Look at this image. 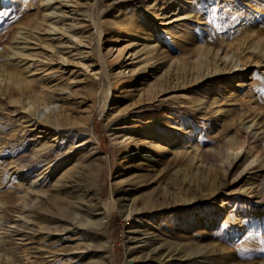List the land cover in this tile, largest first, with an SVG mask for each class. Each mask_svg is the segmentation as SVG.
<instances>
[{
	"label": "rangeland",
	"instance_id": "obj_1",
	"mask_svg": "<svg viewBox=\"0 0 264 264\" xmlns=\"http://www.w3.org/2000/svg\"><path fill=\"white\" fill-rule=\"evenodd\" d=\"M0 11V264H264V0ZM126 19L165 31L151 61L134 52L159 38L130 45L141 27L113 42ZM148 126L175 132L179 149L153 154ZM67 165L87 176L62 177L57 193ZM54 194L74 201L66 219L44 209Z\"/></svg>",
	"mask_w": 264,
	"mask_h": 264
},
{
	"label": "bare ground",
	"instance_id": "obj_2",
	"mask_svg": "<svg viewBox=\"0 0 264 264\" xmlns=\"http://www.w3.org/2000/svg\"><path fill=\"white\" fill-rule=\"evenodd\" d=\"M153 10H154L153 12L157 11V12L154 13V15L158 19L163 18V17L165 19L167 17V16H164L165 11H161L160 12V11H158V9H153ZM172 15H173V13H172ZM117 26L118 25H116V27ZM120 26L121 27H117V31H120V33H118V35H116L117 37L114 38L113 42H116L120 38V36H123L125 33L127 34V32H130L132 34V33H134L136 31L135 30L136 28H140L141 27L137 23V21H134V20H131V19L130 20L126 19V20L121 21V25ZM141 33L143 34L144 37L141 36ZM165 35H166L165 31L161 27H157V26H154V25H150V26L144 25V26H142L141 27V32L138 35L135 36L136 41H133L132 44H130L131 46L136 44V42H137V45L142 44L143 42L139 43L138 42L139 40H144V39H147V40L150 39L151 40L153 38L155 39V37L159 38V40H158L157 45L152 46L151 48H145L146 45H144L141 48L137 49L134 52L136 54L135 57H141L142 55H144L142 59H148L149 61H151V59L156 55L157 49H159L161 46H164V45L166 46V44L163 42L164 39H166ZM132 38H133V36H132ZM161 38H162V40H161ZM82 45H85V44H82ZM112 49L113 48L111 47L110 48V52L112 51ZM115 50H116L115 56L118 57L120 62H121L122 58H123L122 54H123L124 50H121L119 48H115ZM141 60H139V61H141ZM146 66L143 65V64L139 65V67H140L139 71H141ZM129 75H124V76L128 78ZM13 78H12L11 82H13L17 86L21 85V82L19 80L13 79ZM228 91H231V88H229ZM114 96L117 97V94H115ZM27 97L29 99L28 109L33 114H41V113H43L45 111V109H47L46 108V101H45V99H44V97L42 95H36L35 97H32L29 94ZM16 99H17L16 101H18V98H16ZM41 121L42 120H38V124H42L44 126H47V128H55L56 127L55 123H53V122L48 123V121H49L48 119L47 120H43L44 122H41ZM43 132H45V131H43ZM53 139H55V137L52 138V140ZM137 142H138V140H137ZM182 142H183L182 138L180 136H178L173 131H162V130L155 129L153 126H148V127L145 128L144 139L142 140L141 144L144 147L150 148V150H152L153 154H155V155H163L164 153L171 152L173 150L175 151L176 149H179V147L181 146ZM48 145H51V144H48ZM44 147H46V146H44ZM38 149H40V148H38ZM199 155L202 156L201 153H199ZM232 162L233 161H230V163H232ZM251 164H252V161L248 162V164H246V166L244 167V170L246 171L248 166H250L249 168H253L254 166H252ZM70 166L67 165L65 170H64V172L62 174H60V175L57 174V177H56V180H55V184H54V187H53V189L57 193H59L60 189L64 186V183L61 181L62 177H70L75 182V181H79V179L87 176V173L84 172V171L80 172L79 174H74L72 172V170H71L72 168ZM263 172L264 171H262V175L264 174ZM262 175L260 176V178L263 179V182H264V177H262ZM64 189L69 190L70 188L65 186ZM73 202L74 201H69L68 199L59 196V194H54V195H52L49 198L48 201H46V205L44 206L45 207L44 209L46 210V212L47 211L48 212H50V211L57 212L60 216H62V218L66 219L69 216V214L72 213L73 209L75 210V208H76V206L74 205ZM69 203H71V204L68 205ZM63 205H65V206H63ZM45 214H46V216L49 217V215H47V213H45ZM21 244L19 243V245H21ZM4 261L3 262L6 263V264H21L23 259H21L19 261L18 259L14 258V257H8L7 256V257L4 258Z\"/></svg>",
	"mask_w": 264,
	"mask_h": 264
},
{
	"label": "snow or ice",
	"instance_id": "obj_3",
	"mask_svg": "<svg viewBox=\"0 0 264 264\" xmlns=\"http://www.w3.org/2000/svg\"><path fill=\"white\" fill-rule=\"evenodd\" d=\"M7 15V11H0V16H6Z\"/></svg>",
	"mask_w": 264,
	"mask_h": 264
}]
</instances>
